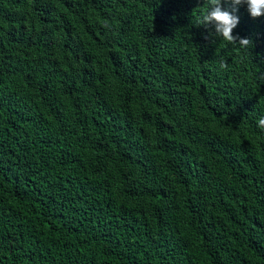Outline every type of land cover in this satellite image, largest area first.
Instances as JSON below:
<instances>
[{
	"label": "trees",
	"instance_id": "obj_1",
	"mask_svg": "<svg viewBox=\"0 0 264 264\" xmlns=\"http://www.w3.org/2000/svg\"><path fill=\"white\" fill-rule=\"evenodd\" d=\"M236 8L246 51L206 0H0V264H264V16Z\"/></svg>",
	"mask_w": 264,
	"mask_h": 264
},
{
	"label": "clouds",
	"instance_id": "obj_2",
	"mask_svg": "<svg viewBox=\"0 0 264 264\" xmlns=\"http://www.w3.org/2000/svg\"><path fill=\"white\" fill-rule=\"evenodd\" d=\"M233 11H237L236 6L246 5L252 18L264 16V0H229ZM207 10L203 11L197 20V25L214 26L215 34L230 45L238 47L241 50H249L252 47V41L247 38H240L233 35L234 29L239 24V17L233 14V11L224 10L222 0H206ZM219 67L222 70L228 69L226 61H220ZM258 127L264 129V117L257 121Z\"/></svg>",
	"mask_w": 264,
	"mask_h": 264
}]
</instances>
